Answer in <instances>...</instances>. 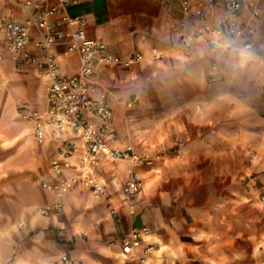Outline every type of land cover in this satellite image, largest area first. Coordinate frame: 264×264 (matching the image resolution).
I'll return each mask as SVG.
<instances>
[{"label":"crops","instance_id":"obj_1","mask_svg":"<svg viewBox=\"0 0 264 264\" xmlns=\"http://www.w3.org/2000/svg\"><path fill=\"white\" fill-rule=\"evenodd\" d=\"M23 1L0 0V16L26 17ZM255 8L258 14V0ZM206 9L208 22L215 24L219 2L213 11ZM64 11L84 17L87 35L105 40L109 53L144 56L129 67H95L97 89L114 103L119 144L149 150L145 142L164 140L169 126L164 121L170 117H175L179 144L141 168L144 185L133 214L121 202L129 165L116 161L102 167L107 184L102 200L79 186L64 195L62 211L42 215L37 208L52 199L42 180L53 177L50 162L61 140L48 133L38 143L18 113L21 103L36 109L46 104L36 66L0 59V264H55L63 254L79 264H125L122 239L142 226L148 228L143 244H152L164 264H253L264 257V203L259 200L264 188V22L257 15L252 20L251 53L241 39L216 52L200 37L187 47L175 33L200 28L194 4L188 15L175 2L157 0H75ZM250 12L244 5L241 16ZM53 52L63 74L78 72L79 57L64 43ZM214 57L217 69L211 66ZM248 61L254 64L251 70ZM238 93L246 98L236 99ZM248 95L255 102H248ZM133 97L136 102L126 106ZM248 108H255L250 138L255 163L247 161L253 155L250 140L242 138L241 128L232 131V121H249ZM251 172L255 175L249 177ZM71 173L66 169L60 177ZM109 202L118 207V216L108 214Z\"/></svg>","mask_w":264,"mask_h":264},{"label":"built area","instance_id":"obj_2","mask_svg":"<svg viewBox=\"0 0 264 264\" xmlns=\"http://www.w3.org/2000/svg\"><path fill=\"white\" fill-rule=\"evenodd\" d=\"M175 2L181 12L188 15L193 4L200 20V28L188 34L183 28L175 30L181 42L189 47L196 37L206 41L216 52L230 49L236 40H243L249 48L254 32L252 19L257 15L254 0H157ZM75 0H59L49 4L47 0H25L26 17L0 16V59L11 58L17 67L35 65L46 88V104L36 109L27 103L18 106L20 117L30 123L34 139L43 143L47 134L61 140L60 148L51 159L53 177L42 180V186L52 195L51 201L37 208L42 215L63 210V197L70 190L82 186L97 201L106 195V180L102 175L105 164L125 161L128 175L122 184L121 202L130 214L134 213V200L143 189L141 168L151 166L159 158L148 150H139L134 144H119L114 121V103L94 81L95 67L99 63L129 67L141 61L142 53L127 56L111 54L105 40L89 37L86 19L69 15L64 7ZM219 2L222 9L215 24L207 20V7L213 11ZM250 9V16L243 18V6ZM55 16H57L55 18ZM67 25V30H63ZM36 34V35H35ZM64 43L67 50L79 57V69L74 75H65L54 55V46ZM213 69L216 58L211 59ZM3 83L0 79V89ZM133 97L125 102L130 107L136 102ZM66 169L72 170L67 178L60 176ZM259 200L264 203V188ZM108 214L118 216V207L107 203ZM148 228H134L122 239V255L125 264H164L154 253L152 244H143ZM55 264H79L68 254H63ZM253 264H264V257Z\"/></svg>","mask_w":264,"mask_h":264},{"label":"rangeland","instance_id":"obj_3","mask_svg":"<svg viewBox=\"0 0 264 264\" xmlns=\"http://www.w3.org/2000/svg\"><path fill=\"white\" fill-rule=\"evenodd\" d=\"M254 2H255V0H254ZM258 7H259V12L257 14V17H258V19H261L262 22H264V14L260 15V11L264 12V0H258ZM254 17H253L252 20H254ZM255 35L256 34H255V27H254V32L251 34V37H250V41H251L252 45L249 48H245L246 51L250 52V51H253L255 49V41H256V36ZM246 54H247L246 55L247 59H249V57H250L249 53L247 52ZM248 62H246L247 69L248 70L253 69L254 68V64H252L251 62H249V63ZM250 63L253 65V66H251L252 68L250 67ZM251 82H253V81L251 80ZM237 96L238 97H236V99L239 98L240 96H243V95H240V93H238ZM248 96H249V97H247L248 102H251V101L255 102V99L251 98L250 95H248ZM243 97H245V96H243ZM246 113H247V117H248L249 121H232L233 122L232 131L234 133L236 129H237V131H239L240 128H241L242 129L241 131L243 132L242 138L245 139V140H248V141L250 140L248 142V148L251 150V153H253V155L250 156L247 161H248V163H253V162L255 163V159H254V156H255V143H252L251 139H250V138H252L255 135V121H254L255 120V108H252V109L248 108L246 110ZM189 114H192L191 110L189 111ZM175 121H176L175 117H170L168 121H164L165 124L169 125L168 126V130H167V135L164 134L165 135L164 138H163L164 140H160V142H153V141L147 140L145 142V146H147L149 148L151 153L163 155V154L168 153L169 151H173L175 148H177V146L179 144L180 137L176 133H174V127H175L174 123H175ZM162 124L163 123H161V125ZM239 144L240 143L237 142V145H239ZM160 159L161 158H158V160H160ZM127 171H129V168H128ZM124 173H126L125 170L119 172L118 178L116 179V183L118 185L124 179L123 178L124 177ZM127 175H128V173L126 174V176ZM249 175H250L249 177H252V176L255 175V173L251 172ZM247 179H248V177L246 176V174H243L242 181L245 182Z\"/></svg>","mask_w":264,"mask_h":264},{"label":"clouds","instance_id":"obj_4","mask_svg":"<svg viewBox=\"0 0 264 264\" xmlns=\"http://www.w3.org/2000/svg\"><path fill=\"white\" fill-rule=\"evenodd\" d=\"M241 55H247V54H246L245 52L242 51V52H241Z\"/></svg>","mask_w":264,"mask_h":264}]
</instances>
